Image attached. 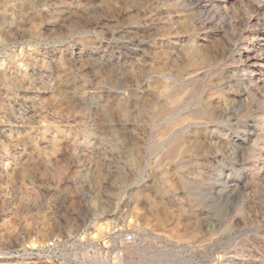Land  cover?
<instances>
[{"label": "rangeland", "instance_id": "rangeland-1", "mask_svg": "<svg viewBox=\"0 0 264 264\" xmlns=\"http://www.w3.org/2000/svg\"><path fill=\"white\" fill-rule=\"evenodd\" d=\"M115 223L264 264V0H0L1 248Z\"/></svg>", "mask_w": 264, "mask_h": 264}, {"label": "built area", "instance_id": "built-area-1", "mask_svg": "<svg viewBox=\"0 0 264 264\" xmlns=\"http://www.w3.org/2000/svg\"><path fill=\"white\" fill-rule=\"evenodd\" d=\"M135 232L124 224L102 230L86 226L68 235L34 238L4 251L6 258L25 264H131Z\"/></svg>", "mask_w": 264, "mask_h": 264}]
</instances>
